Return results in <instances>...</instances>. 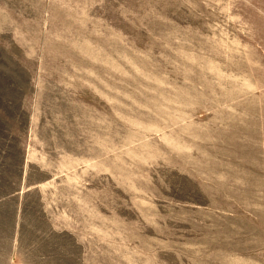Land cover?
<instances>
[{
    "label": "rangeland",
    "instance_id": "374dc122",
    "mask_svg": "<svg viewBox=\"0 0 264 264\" xmlns=\"http://www.w3.org/2000/svg\"><path fill=\"white\" fill-rule=\"evenodd\" d=\"M0 264H264V0H0Z\"/></svg>",
    "mask_w": 264,
    "mask_h": 264
}]
</instances>
